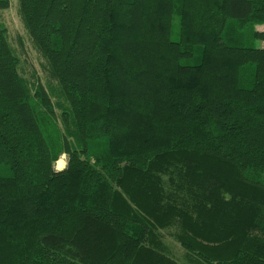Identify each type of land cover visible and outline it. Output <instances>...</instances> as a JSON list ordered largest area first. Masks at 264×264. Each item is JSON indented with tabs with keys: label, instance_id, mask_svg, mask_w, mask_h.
<instances>
[{
	"label": "trees",
	"instance_id": "16d2710c",
	"mask_svg": "<svg viewBox=\"0 0 264 264\" xmlns=\"http://www.w3.org/2000/svg\"><path fill=\"white\" fill-rule=\"evenodd\" d=\"M18 10L46 83L0 24V264H264V0Z\"/></svg>",
	"mask_w": 264,
	"mask_h": 264
},
{
	"label": "rangeland",
	"instance_id": "374dc122",
	"mask_svg": "<svg viewBox=\"0 0 264 264\" xmlns=\"http://www.w3.org/2000/svg\"><path fill=\"white\" fill-rule=\"evenodd\" d=\"M0 24L6 29V34L11 46L14 48L20 59V71L24 76L29 75L32 70H35L39 81L44 85L46 83L45 75L41 69V58L35 50L31 39L24 27L18 10V0H9V6L0 10ZM256 29L263 30L264 25H257ZM171 38L177 40L179 38L178 19L174 20ZM264 47V42H260ZM59 113L58 111H56ZM62 158L64 166L67 162L66 154H61L58 159ZM57 159V160H58ZM57 161L54 163V169H57ZM163 242L167 245L170 254L180 262H183L184 250L179 243L169 234V231H161Z\"/></svg>",
	"mask_w": 264,
	"mask_h": 264
},
{
	"label": "bare ground",
	"instance_id": "6f19581e",
	"mask_svg": "<svg viewBox=\"0 0 264 264\" xmlns=\"http://www.w3.org/2000/svg\"><path fill=\"white\" fill-rule=\"evenodd\" d=\"M63 166H64V161H63V159L62 158H60V159H58L57 160V169H61V168H63Z\"/></svg>",
	"mask_w": 264,
	"mask_h": 264
}]
</instances>
